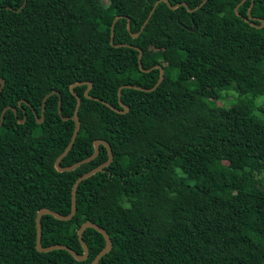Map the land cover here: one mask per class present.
Listing matches in <instances>:
<instances>
[{
  "label": "trees",
  "instance_id": "obj_1",
  "mask_svg": "<svg viewBox=\"0 0 264 264\" xmlns=\"http://www.w3.org/2000/svg\"><path fill=\"white\" fill-rule=\"evenodd\" d=\"M23 1L0 0V120L15 108L0 124V264H90L105 247L92 226L85 259L36 247L38 209L67 215L75 179L108 156L100 143L55 168L77 95L60 165L97 138L113 157L80 180L70 219L41 215L42 245L83 253L91 220L112 242L97 264H264V0H161L136 37L157 0ZM117 16L126 46L110 43ZM157 64L158 85L124 86L118 111L120 86L153 87Z\"/></svg>",
  "mask_w": 264,
  "mask_h": 264
},
{
  "label": "water",
  "instance_id": "obj_2",
  "mask_svg": "<svg viewBox=\"0 0 264 264\" xmlns=\"http://www.w3.org/2000/svg\"><path fill=\"white\" fill-rule=\"evenodd\" d=\"M161 1V0H157L154 4V6L152 7V9L150 10L149 12V15L147 16V18L145 19L144 23L142 24L140 30L137 32V33H132V36L136 37L138 36V34L142 31V29L144 28L145 24L147 23L149 17L151 16L153 10L155 9L156 5L158 4V2ZM162 1H165L168 6L172 9H175L177 7H179L180 5H184V6H187L185 2H182V3H177V4H174V5H171L167 0H162ZM206 0H203L197 7L193 8V9H189L188 7V10L189 11H194L195 9H197L199 6H201ZM243 1V0H242ZM26 3V0L23 1L22 5L20 6V8H22L24 6V4ZM239 4L235 7V11L237 12V8H238ZM251 7H252V3L250 5V7L248 8V15H250V10H251ZM19 8V9H20ZM18 9V10H19ZM238 14V13H237ZM121 16H117L112 25H111V34H110V43L114 46H126L127 44H114L113 43V36H114V24L115 22L120 18ZM263 22V21H262ZM127 29L130 31V22L129 20L127 21ZM192 31H195L196 30V26L195 24H193V27L190 29ZM135 48V47H134ZM138 49L139 51V54H138V63H139V66L141 69L147 71L149 70L150 68H144L142 66V63H141V54H142V49L140 48H136ZM155 66H158L159 67V77L157 79V83L153 86V87H142V86H139V85H134V84H124V85H121L120 88H119V100H120V103L124 106L123 109H119V108H116L115 106H112L114 108H116L118 111H127L128 110V106L123 102L122 98H121V95H122V88L124 86H135V87H139V88H142V89H153L154 87H156V85H158V83L160 82L161 78H162V75H163V68L160 64H157ZM0 82H1V87L3 86V79L0 78ZM87 84L88 87L87 89L85 90V93L87 96H92L90 93H89V89L91 88L92 86V83L90 81H87ZM71 88L72 90L74 91V84L71 85ZM48 96V95H47ZM47 96L44 98L43 100V109H42V116L39 118V121H41L43 119V115H44V105H45V102H46V98ZM77 98H78V103H77V106H76V110L74 112V114H72L71 118H73L75 120V128H74V131H73V134L72 136L70 137V140H69V143L67 144V146L65 147V149L61 152V154L56 158L55 160V168L59 171H68L69 169H72L78 165H80L81 163L85 162V161H88L89 159H92L93 157H95L98 153V150H99V145L100 143L104 144L107 148V152H108V156H107V159L98 164L97 166L89 169L88 171L80 174L74 181L73 185H72V189H71V209H70V212L67 214V215H61V214H58L54 211H52L50 208L48 207H40L36 213V227H37V233H36V247L39 249V250H43V251H51V250H55V249H65L67 251H69L70 253H72L76 258L78 259H85L88 255H89V246H87V244L85 243V241L83 240V237H82V232L83 230L85 229V227L87 226H92L94 227L95 229L99 230L104 238H105V247L102 248L100 250V252L95 256V258L91 261L90 264H97L99 262V260L101 259V257L106 253L108 252L111 248H112V242H111V239L108 235V233L106 232V230L101 227L100 225L94 223L93 221L91 220H85L79 227L78 229V237H79V240L82 244V247H84V252L83 253H80L78 251H76L75 249H73L72 247H68L66 245H63V244H53V245H42L41 244V215L42 214H45V213H50L51 215H53L54 217L58 218V219H61V220H67V219H70V217L73 215L74 211H75V207H76V189H77V185L78 183L80 182V180H82L84 177L86 176H89L91 175L92 173L102 169L103 166L107 165L108 163H110V161L112 160V157H113V154H112V150H111V147L108 143L107 140L105 139H101V138H97L94 140V150L92 152V154L86 156V157H83L79 160H77L76 162L72 163V164H69V166H61L60 165V161L61 159L67 154V152L69 151V148L71 147L75 137H77V134H78V131H79V127H80V119H79V116L77 114V111H78V108L80 106V103H81V98L79 97V95H77ZM61 105H62V100L60 98V101H59V110L61 112ZM8 108H13L15 109L12 105H8L4 108L3 112H2V116H1V120H0V124H2L3 122V116H4V113L5 111L8 109ZM68 119V118H66ZM25 118H22L21 121H24Z\"/></svg>",
  "mask_w": 264,
  "mask_h": 264
},
{
  "label": "rangeland",
  "instance_id": "obj_3",
  "mask_svg": "<svg viewBox=\"0 0 264 264\" xmlns=\"http://www.w3.org/2000/svg\"><path fill=\"white\" fill-rule=\"evenodd\" d=\"M238 95V92L232 88L231 90H223L222 97L212 100L216 104L223 103L224 105H230L234 98ZM256 103L259 107V111L264 115V95L256 98ZM261 178L264 179V172L261 173Z\"/></svg>",
  "mask_w": 264,
  "mask_h": 264
}]
</instances>
